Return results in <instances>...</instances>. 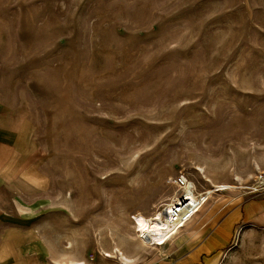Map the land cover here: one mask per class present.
Returning <instances> with one entry per match:
<instances>
[{"label": "rangeland", "instance_id": "rangeland-1", "mask_svg": "<svg viewBox=\"0 0 264 264\" xmlns=\"http://www.w3.org/2000/svg\"><path fill=\"white\" fill-rule=\"evenodd\" d=\"M0 157L20 264H264V0H0Z\"/></svg>", "mask_w": 264, "mask_h": 264}, {"label": "built area", "instance_id": "built-area-1", "mask_svg": "<svg viewBox=\"0 0 264 264\" xmlns=\"http://www.w3.org/2000/svg\"><path fill=\"white\" fill-rule=\"evenodd\" d=\"M171 183L177 189L176 196L163 203L158 214L171 226L188 223L204 204L205 192L199 191L196 183L183 171L171 178ZM178 196L181 198L178 199Z\"/></svg>", "mask_w": 264, "mask_h": 264}, {"label": "bare ground", "instance_id": "bare-ground-1", "mask_svg": "<svg viewBox=\"0 0 264 264\" xmlns=\"http://www.w3.org/2000/svg\"><path fill=\"white\" fill-rule=\"evenodd\" d=\"M215 187H216L215 190H223L226 188H231L232 186L216 185ZM210 193L211 191L207 189L204 194L205 198L209 196ZM180 198L181 196H178V199ZM158 213L159 210H156L150 216H145L142 215L141 213H138L134 218V222H135L134 228L135 231L138 233V236L142 239V241L152 243L158 246H163L168 241H170L177 234L180 228L183 227L186 223L180 225L174 224L173 226H171L168 220L160 218ZM72 246L73 243L70 241L68 248H71ZM117 251L118 254L120 255V259L123 262V264L131 263L132 258L127 256L124 252L120 250ZM108 256H110V254H108ZM72 264H81V263L77 261H72Z\"/></svg>", "mask_w": 264, "mask_h": 264}, {"label": "crops", "instance_id": "crops-1", "mask_svg": "<svg viewBox=\"0 0 264 264\" xmlns=\"http://www.w3.org/2000/svg\"><path fill=\"white\" fill-rule=\"evenodd\" d=\"M1 158V157H0ZM3 161L0 159V264H20L18 226L15 223L14 228L12 220L4 224L3 210V175L1 173ZM10 183V181H8ZM6 183V182H5ZM17 208V207H16ZM11 236V237H10ZM10 247V252L7 247ZM29 260V256L26 257ZM24 261V259H23Z\"/></svg>", "mask_w": 264, "mask_h": 264}]
</instances>
